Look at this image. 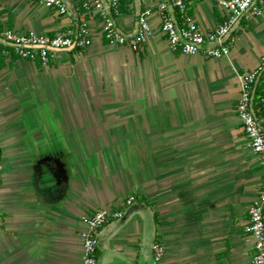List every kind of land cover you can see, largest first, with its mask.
Returning <instances> with one entry per match:
<instances>
[{
    "label": "crops",
    "instance_id": "crops-1",
    "mask_svg": "<svg viewBox=\"0 0 264 264\" xmlns=\"http://www.w3.org/2000/svg\"><path fill=\"white\" fill-rule=\"evenodd\" d=\"M65 1L59 16L0 0V264H81L83 214L132 204L100 229L98 264H251L245 227L264 173L235 108L240 74L264 60V13L240 21L220 59L172 52L156 0H129L151 10L138 51L96 33L87 50L56 52L43 67L2 41L3 28L53 35L82 18L98 29ZM191 14L204 31L222 20L218 0ZM115 23L136 30L129 12Z\"/></svg>",
    "mask_w": 264,
    "mask_h": 264
},
{
    "label": "built area",
    "instance_id": "built-area-1",
    "mask_svg": "<svg viewBox=\"0 0 264 264\" xmlns=\"http://www.w3.org/2000/svg\"><path fill=\"white\" fill-rule=\"evenodd\" d=\"M43 5L59 16L69 14L65 0H30ZM85 16L99 20L95 31L89 26L86 18L74 28L57 31L53 35L21 33L10 28H3L1 39L13 47L15 53L23 59L39 61L47 67L53 61L54 54L59 51H84L91 47L94 34L107 44L127 46L134 51L152 36L148 23L150 9L136 11L127 0H77ZM156 12L160 18V33L166 38L172 52L184 55H200L207 59H220L230 53L236 37L233 35L243 18L255 17L264 13V0H218L222 12V20L211 30L204 31L196 23L191 14L192 4L204 0H156ZM122 5L126 11H122ZM129 12L136 22L134 34L122 32L115 23V18ZM3 17L0 11V27ZM240 97L235 112L240 120L248 147L260 160L264 173V93L257 96V85H264V60L254 69L239 76ZM2 165L0 162V171ZM134 202V197H128L125 205ZM122 211L117 208L95 209L83 214L84 225L80 233L83 244L81 264H98L97 249L100 229L110 220L121 217ZM245 232L254 241V254L251 264H264V176L261 188L254 203L248 210V224ZM164 255V247L154 243L152 257L160 261Z\"/></svg>",
    "mask_w": 264,
    "mask_h": 264
},
{
    "label": "water",
    "instance_id": "water-1",
    "mask_svg": "<svg viewBox=\"0 0 264 264\" xmlns=\"http://www.w3.org/2000/svg\"><path fill=\"white\" fill-rule=\"evenodd\" d=\"M138 206H140L142 208H146V206L144 204H138ZM134 207H135V204H132L130 207H128V209L121 216V219L123 220V219L127 218L130 215V213L132 212V210H133ZM98 240H99V235H98ZM153 246H154V239L152 240V245L150 247V255L152 254Z\"/></svg>",
    "mask_w": 264,
    "mask_h": 264
},
{
    "label": "trees",
    "instance_id": "trees-1",
    "mask_svg": "<svg viewBox=\"0 0 264 264\" xmlns=\"http://www.w3.org/2000/svg\"><path fill=\"white\" fill-rule=\"evenodd\" d=\"M126 1L127 0H121L122 3H125ZM122 11H124V12L126 11V9L123 7V5H122ZM263 93H264V85L259 83L256 87L255 94L257 96H259Z\"/></svg>",
    "mask_w": 264,
    "mask_h": 264
}]
</instances>
